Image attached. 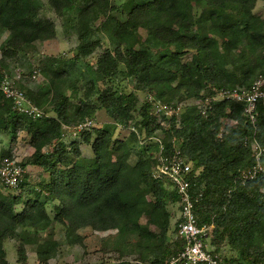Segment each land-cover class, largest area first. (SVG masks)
<instances>
[{"label":"trees","instance_id":"1","mask_svg":"<svg viewBox=\"0 0 264 264\" xmlns=\"http://www.w3.org/2000/svg\"><path fill=\"white\" fill-rule=\"evenodd\" d=\"M259 1L264 0H46L78 44L68 59L50 57L42 63L48 88L19 85L43 118L16 112L0 93V134L15 144L24 132L34 151L19 165L42 169L47 176L42 183L21 182L13 191L0 185V264H9L7 240L18 242L21 264H27L26 247L54 258L60 242L46 232L55 226L69 245L81 244L84 229L115 231L120 254L131 248L141 264H167L182 247L169 238L178 197L150 177L156 164L154 137L166 156L177 147L191 163L193 211L197 225L209 228L214 253L228 264H264V171L253 179L241 177L255 165L253 141L263 149L264 169V104H257L254 124L243 116V105L230 100L214 102L206 117L190 106L166 119L151 114L147 99L138 107L135 92L125 94L116 84L131 80L134 91L165 105L249 88L264 77V17L254 13ZM42 8V0H0V38L7 35L1 69L36 43L55 39V23L41 16ZM131 23L137 27L133 33ZM105 42L95 65L87 64ZM153 71L161 77L152 78ZM99 111L115 123L64 141L63 126L93 120ZM129 125L135 132L120 138ZM80 144L90 148V158L82 155ZM5 157L13 159L8 152L0 160ZM49 242L56 243L51 251Z\"/></svg>","mask_w":264,"mask_h":264},{"label":"rangeland","instance_id":"2","mask_svg":"<svg viewBox=\"0 0 264 264\" xmlns=\"http://www.w3.org/2000/svg\"><path fill=\"white\" fill-rule=\"evenodd\" d=\"M111 1L115 3L116 0ZM122 1L124 0H119L118 4H120ZM42 2L43 8L41 11V16L48 18L55 23V39L48 42L36 43L33 48L24 56H19L17 57V59L7 61L5 63V68H0V78L4 75H7L9 78L14 79V76L17 75V73H20L22 82L19 83L16 81V85L19 88V85L23 86L25 89L32 90L37 89L40 86L48 88V82L41 72L42 63L50 57H63L64 59H68L73 55V51L78 44L76 36L74 34L66 33L64 31L61 19L54 14L51 8L47 5L46 0H42ZM254 13L256 15L264 17V1L257 2ZM128 28L130 32L133 33L137 27L136 24L131 23ZM139 34L142 37L144 36V32L142 30H139ZM6 41L7 35L5 34L0 38V49ZM107 46V42L103 43L101 49H97L92 56L86 59V63L94 66L96 57L100 55L103 49ZM34 70L36 72H39V74L36 75L35 79L31 80L32 78H30V76L33 75ZM30 71H32V73ZM151 76L154 79L159 78L161 77V72L153 71ZM116 84H119V88L125 94L135 92L138 97V107H140L144 103V101H146V97H148L144 93L134 91V85L131 80L119 81ZM67 93L70 94V91H68ZM74 105L75 101H72V103L69 104V109L71 111L74 109ZM170 105H173V103ZM178 105L180 106L179 113H183V111L191 108L190 106H192V100H187ZM44 118L47 119V116ZM93 121L95 123V126L99 127L103 125H112L115 123L101 111L97 112ZM229 124L231 125L230 122ZM127 133L128 130H122L119 133V137H125ZM64 135V141L67 144L72 141H77L78 139V136L74 137L72 136V133H68L66 131H64ZM18 138L19 140L17 143L11 144L7 135L0 134V156L7 155L9 152L13 157V161H15L16 164H21L26 161V159L33 153L34 150L31 143H29V137H27L24 132H21L18 135ZM152 144L154 143L149 142V145ZM80 149L84 157H91V151L89 147L85 146L84 144H80ZM152 152L153 148L151 150V154H153ZM23 170L24 174L22 182L30 183V185H33L37 182L42 183L47 177L46 172L36 167L27 166ZM9 190L13 191V189ZM176 205L177 206H175L171 210L172 220L171 228L169 231V238L171 241L175 239V223L179 219L178 204ZM141 223L143 225V229L146 230L148 228V225L144 220H142ZM48 233H51L54 239L60 242V247L57 255L54 258L49 259L46 255H37L34 252L33 247H26L25 255L27 264H119L123 261L133 264H141L138 259L139 255L135 253L133 249H121L123 254H120L115 249V231L96 232L91 229L81 230L79 231V234L82 237V242L81 244L74 245L67 244V242L62 237V229L59 226L48 229L46 234ZM45 239L46 237L43 233L41 235V240L44 241ZM17 246L18 242L16 240H7L4 242V249L7 256L6 259L9 264H21L17 261ZM55 246V242H49L47 247L48 250L51 251ZM223 252L225 253L226 250H224ZM227 255L229 256L230 254L227 253Z\"/></svg>","mask_w":264,"mask_h":264},{"label":"built area","instance_id":"3","mask_svg":"<svg viewBox=\"0 0 264 264\" xmlns=\"http://www.w3.org/2000/svg\"><path fill=\"white\" fill-rule=\"evenodd\" d=\"M36 75H38V72L34 71L31 77L32 80L35 79ZM14 77L13 79L4 75L0 78V93L5 99L10 100L13 110L16 112L27 115L33 120L43 117L42 111L31 103L16 85L17 82H22L20 73H17ZM224 100L241 103L243 105V116L254 124L257 116V104L259 102L264 104V77L259 76L249 88L237 87L230 90L221 89L214 91L212 96L192 102V106L196 108L200 115L206 117L214 102ZM147 102L151 105L152 115L171 119V117H178L181 114L179 113V105H165L155 100L152 96L147 97ZM230 123L231 125L234 124V122ZM94 126L93 120H87L75 126H63V130L72 133V136L75 137L81 132L89 131ZM115 126L119 130L123 129L121 123H116ZM127 130L135 132L133 125H129ZM150 140L157 145L155 153L156 164L151 169L150 177L153 180L164 182L174 192L178 197V207L180 209V221L175 231V240L182 242V247L167 264H228L219 254L214 253L213 248H210L207 240L209 228L197 225V219L193 211L197 198H193L190 191L191 163L184 159L177 147H174L170 156H166L161 140L155 137ZM250 148L255 165L242 173L241 177L243 179H253L258 173L264 171L261 165L263 149L260 148L256 141L251 143ZM23 174V168L16 164L13 159L5 157L0 160V185L5 189H17L22 182Z\"/></svg>","mask_w":264,"mask_h":264}]
</instances>
